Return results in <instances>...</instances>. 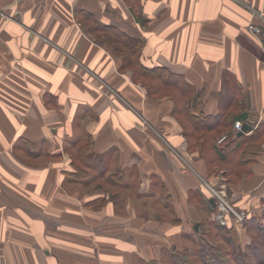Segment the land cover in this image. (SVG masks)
<instances>
[{"label": "crops", "instance_id": "obj_1", "mask_svg": "<svg viewBox=\"0 0 264 264\" xmlns=\"http://www.w3.org/2000/svg\"><path fill=\"white\" fill-rule=\"evenodd\" d=\"M113 30L183 76L197 114L264 127V0H0V264H169L211 216L206 182L222 175L189 149L176 103L123 70ZM87 142L96 170L77 155ZM229 194L262 216L264 153Z\"/></svg>", "mask_w": 264, "mask_h": 264}, {"label": "trees", "instance_id": "obj_2", "mask_svg": "<svg viewBox=\"0 0 264 264\" xmlns=\"http://www.w3.org/2000/svg\"><path fill=\"white\" fill-rule=\"evenodd\" d=\"M84 17L88 20L86 25L93 27V30L104 29L100 28L92 15L84 14ZM113 31L112 42L126 52L123 70L130 71L133 81L142 83L149 96L169 98L176 103V115L184 126L190 143L189 149L204 155L208 164V178L222 175L224 179H221L227 183L228 190L232 185H237L250 173L253 164L264 153V127L260 126L248 133L249 135L240 136L234 124L236 121H248L245 111L234 117L227 113L217 116L204 115L202 112L197 114L199 101L194 100L195 89L183 76L176 75L167 68L145 67L141 62L142 42L120 30ZM138 79L143 81L139 82ZM238 93L237 86L224 87L221 96L226 108L237 105L234 100ZM223 136H226L225 140L219 143ZM89 145L90 142H87L78 150L77 155H81L80 158L87 168L96 170L91 164L93 158ZM33 147L28 145V150L35 153L37 148ZM99 162L105 161L100 159ZM74 164L79 174L86 175L89 172L81 168L75 160ZM208 204L211 216L203 219L199 229L187 236L192 247L186 248L183 253L169 252L168 263L191 264L190 257L194 256L198 261L196 264H264V211L261 217H248L241 226L251 240L249 244L243 245L239 238L238 225L219 224L216 221V206L210 201Z\"/></svg>", "mask_w": 264, "mask_h": 264}, {"label": "built area", "instance_id": "obj_3", "mask_svg": "<svg viewBox=\"0 0 264 264\" xmlns=\"http://www.w3.org/2000/svg\"><path fill=\"white\" fill-rule=\"evenodd\" d=\"M249 30L251 34L256 37L262 33V28L254 24L249 26ZM234 128L236 131L241 132L243 129V123L236 122ZM225 138L226 136H223L219 140V143L223 142ZM206 188L209 191L211 199H214L216 202V221L219 224L226 226L234 223L238 226H242L247 221V218L249 217L248 213L243 209H237L232 204L228 186L222 181V179H219V182L216 184L206 182Z\"/></svg>", "mask_w": 264, "mask_h": 264}, {"label": "rangeland", "instance_id": "obj_4", "mask_svg": "<svg viewBox=\"0 0 264 264\" xmlns=\"http://www.w3.org/2000/svg\"><path fill=\"white\" fill-rule=\"evenodd\" d=\"M116 47H115V49L118 51H116V53H118V54H120V55H122V56H124L125 54H126V52L125 51H123V49L122 48H120L118 45H115ZM138 81L139 82H142L143 80H139L138 79ZM219 178H221V177H219ZM223 182H225V180H223ZM226 183V182H225ZM227 184V183H226ZM228 186V185H227ZM229 188V187H228ZM230 190V189H229ZM230 195V194H229ZM230 197H231V195H230ZM232 204L234 205V203L232 202ZM235 206V205H234ZM236 207V206H235ZM237 209H238V207H236ZM190 261H191V264H196L198 261L196 260V257H194V256H191L190 257Z\"/></svg>", "mask_w": 264, "mask_h": 264}, {"label": "water", "instance_id": "obj_5", "mask_svg": "<svg viewBox=\"0 0 264 264\" xmlns=\"http://www.w3.org/2000/svg\"><path fill=\"white\" fill-rule=\"evenodd\" d=\"M252 130H253V128H252L249 124L245 123V124H243V129H242L241 132H239V135L241 136V135H244V134L250 133ZM210 203L213 204V206H216V202H215L214 199H211V200H210ZM197 227H198V226H196V228H197Z\"/></svg>", "mask_w": 264, "mask_h": 264}]
</instances>
